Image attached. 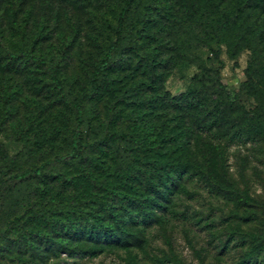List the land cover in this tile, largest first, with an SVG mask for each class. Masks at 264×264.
Listing matches in <instances>:
<instances>
[{"label":"rangeland","instance_id":"obj_1","mask_svg":"<svg viewBox=\"0 0 264 264\" xmlns=\"http://www.w3.org/2000/svg\"><path fill=\"white\" fill-rule=\"evenodd\" d=\"M123 1L0 0V145L14 157L0 181L69 149L77 124L62 95L79 99L87 92L100 44L107 41L108 25L115 24ZM233 8V0H142L137 39L156 57L146 64L129 51L126 61L112 68L119 94L131 97L127 105L136 110L133 121L155 125L152 139L170 141L175 150L171 161L188 165L156 214L149 220L125 218L115 224L119 241L97 243L83 233L85 221L95 220L99 212L111 221L93 197L101 194L103 183L122 177L108 146L89 145L79 158L54 161L39 176L0 182V228L14 216L22 226L0 233V264H264V120L253 121L256 102L246 85L255 44L257 58L264 63V28L255 38L249 27L250 21H264V3L236 19L231 29H240L234 35L208 39L202 31L216 17L231 15ZM229 43H235L233 59ZM217 44L224 62L221 80L228 99L237 105L220 102L214 85H199L194 79L217 66L211 52ZM19 46L46 64L21 55L8 60L5 52ZM52 67L63 91L51 81ZM139 97L143 100H136ZM115 98L105 92L85 102L79 127L88 128L89 140L121 127L131 114L130 107L118 104L111 117L108 106ZM144 98L150 105H134ZM236 123L254 139L244 134L233 142L223 136ZM180 144L185 145L183 151L177 149ZM125 160L141 159L131 155ZM129 179L133 190L151 196L140 175ZM78 197L83 199L82 219H68L61 199ZM109 199L116 212H124L114 197ZM39 208L47 218L33 213ZM70 226L78 228L73 236L67 234ZM255 241L259 245L251 252Z\"/></svg>","mask_w":264,"mask_h":264},{"label":"trees","instance_id":"obj_2","mask_svg":"<svg viewBox=\"0 0 264 264\" xmlns=\"http://www.w3.org/2000/svg\"><path fill=\"white\" fill-rule=\"evenodd\" d=\"M142 0H124L119 8L116 16L115 24H109V36L106 42L100 44V52L98 60L94 63L93 69L88 75L87 80V92H85L79 99H68L63 96L65 104L70 106L75 114V120L77 127L71 132V138L69 142V149L62 155L48 158L39 164L30 165L18 172L8 174L1 178V183L8 179H20L27 180L32 177L39 176L43 171L54 161L60 160L63 157L70 156L72 158H79L84 149L89 145H106L108 146L114 156L115 170L121 172L122 177L115 182H105L102 186L101 194H96L93 197V201L99 206V209L106 213V216L111 218V221L104 219L103 214L96 216L93 221H85V225L82 226L83 233L88 236L89 239L97 243L119 241V234L115 230V224H120L123 219L138 220L141 217L144 220L152 218L155 212L162 207L164 198L171 194L173 186L178 185L179 180L188 172V165L184 160H181L180 166L171 161L172 153L175 151L170 147V141L159 143L152 139V135L156 132V126L148 122L138 123L133 121L132 113L136 110L130 105H127L129 96L119 94V86L117 77L111 75L112 68L116 64L124 63L127 59L129 51H133L139 56L140 61L150 64L156 57L154 50H148L143 48V45L138 42L137 33L142 29V19L140 17V5ZM234 8L231 15L216 17L215 21L211 22L208 27H202L204 35L208 39L219 38L220 35H230L237 33L240 28L233 32V26L236 25V19L246 13H254L255 7L263 5L264 0H233ZM140 9V11H139ZM264 9V8H263ZM250 30L255 38L261 37V32L264 28V21L261 24H254L249 22ZM232 28V29H231ZM40 37L43 36L42 29L39 33ZM256 45V44H255ZM253 46L252 53L253 58L249 61L246 67V72L249 77V82L246 84L247 89L250 91L256 102V109L253 112V121L257 124H261L264 120V83L262 75L264 74V63L257 58L256 46ZM213 58L217 61V66L211 70L205 69L202 72L195 74L194 79L199 82V85L211 84L214 85L219 93V101H228L227 91L224 83L221 80L219 73L220 68L224 62L220 58V46L216 45V48L211 50ZM229 57L235 58V43H229ZM6 57L11 62L14 61L17 56H26L34 60H37L39 64L45 65L46 61L36 55L30 53L24 46H19L15 51L5 52ZM56 68H51V81L60 90L63 91V83L56 75ZM129 74L128 78L130 79ZM163 88L162 84L159 86ZM198 89V87H195ZM108 93L116 95L114 101L108 106V112L115 116V107L118 104L128 106L131 109V114L127 116L121 127L117 129H106L100 138L88 139V128L81 129L79 126L84 121V104L101 96L102 93ZM139 97L136 100H140ZM143 100V98H142ZM134 103V102H133ZM137 107H144L150 105V100L144 98V102L137 104ZM244 111V109H243ZM136 114V113H135ZM3 115L2 109H0V116ZM153 119V118H152ZM85 132V134H83ZM247 136L250 139H254L255 135L246 130L242 125L230 124V126L223 132V136H228L229 140L235 141L241 139L242 135ZM184 144L178 145L177 149L183 151ZM151 154V155H150ZM137 155L141 160L138 163L126 161L128 156ZM0 159L2 164L0 165V174L5 175L10 170L14 157L10 156L7 151L0 145ZM209 160H207L208 162ZM210 165V164H209ZM204 169V168H203ZM174 171L175 173H171ZM141 176L145 182V187L151 193V196L139 193L137 190H133L131 186L130 176ZM87 178V175H85ZM88 175V180L90 179ZM93 180V179H92ZM95 181V179L93 180ZM212 185H215L214 181L209 179ZM109 196L114 197L117 203H120V207L124 212H116ZM53 198V200H55ZM82 198L78 197L74 200L72 198H63V206L65 207L63 213L69 218L82 219L83 207L81 204ZM35 215H39L42 218H47L46 213L41 209H37L33 212ZM20 217L14 216L7 218L3 224V228H0L1 232H8L15 225L20 226ZM81 228V229H82ZM31 234H37L43 239H49V234L37 232L33 229H27ZM67 234L73 236L78 232L77 227H69ZM259 245L258 241L252 244L250 251L254 252Z\"/></svg>","mask_w":264,"mask_h":264}]
</instances>
